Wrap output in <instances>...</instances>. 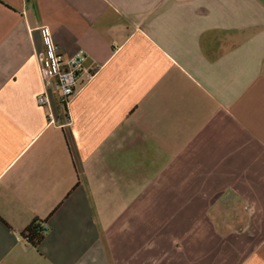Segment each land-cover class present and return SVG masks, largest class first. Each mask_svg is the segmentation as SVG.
Listing matches in <instances>:
<instances>
[{
    "label": "crops",
    "instance_id": "0c3cea01",
    "mask_svg": "<svg viewBox=\"0 0 264 264\" xmlns=\"http://www.w3.org/2000/svg\"><path fill=\"white\" fill-rule=\"evenodd\" d=\"M0 264H264V0H0Z\"/></svg>",
    "mask_w": 264,
    "mask_h": 264
},
{
    "label": "built area",
    "instance_id": "2783aa9c",
    "mask_svg": "<svg viewBox=\"0 0 264 264\" xmlns=\"http://www.w3.org/2000/svg\"><path fill=\"white\" fill-rule=\"evenodd\" d=\"M38 61L43 92L37 97V103L41 107L48 106L53 93L67 106L85 81L92 80L96 74V71L86 68L87 53L83 49L65 58L59 54L58 48L50 39L46 42L45 52L39 55Z\"/></svg>",
    "mask_w": 264,
    "mask_h": 264
},
{
    "label": "trees",
    "instance_id": "16d2710c",
    "mask_svg": "<svg viewBox=\"0 0 264 264\" xmlns=\"http://www.w3.org/2000/svg\"><path fill=\"white\" fill-rule=\"evenodd\" d=\"M47 223V220L35 219L24 231L23 240L33 248H39L49 231Z\"/></svg>",
    "mask_w": 264,
    "mask_h": 264
}]
</instances>
